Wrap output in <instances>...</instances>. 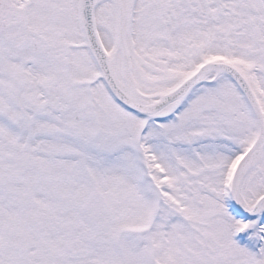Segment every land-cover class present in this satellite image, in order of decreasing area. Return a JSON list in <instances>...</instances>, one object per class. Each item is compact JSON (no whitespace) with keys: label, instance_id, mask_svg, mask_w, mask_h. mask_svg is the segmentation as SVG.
Returning <instances> with one entry per match:
<instances>
[{"label":"snow or ice","instance_id":"obj_1","mask_svg":"<svg viewBox=\"0 0 264 264\" xmlns=\"http://www.w3.org/2000/svg\"><path fill=\"white\" fill-rule=\"evenodd\" d=\"M0 264H264V0H0Z\"/></svg>","mask_w":264,"mask_h":264}]
</instances>
